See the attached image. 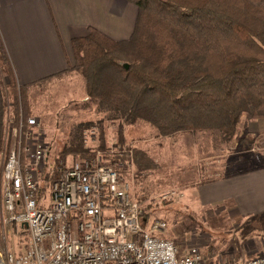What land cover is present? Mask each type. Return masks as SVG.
Returning <instances> with one entry per match:
<instances>
[{"label": "trees", "instance_id": "16d2710c", "mask_svg": "<svg viewBox=\"0 0 264 264\" xmlns=\"http://www.w3.org/2000/svg\"><path fill=\"white\" fill-rule=\"evenodd\" d=\"M126 1L137 8L130 37L116 40L89 27L71 40L73 60L64 71L82 75L87 97L102 114L99 148L106 162L131 163L129 150L106 145L104 121L117 123L121 141L125 125L144 123L164 137L209 130L229 145L243 116L246 129L264 118V0ZM49 78L19 85L0 33V151L7 112L15 121L20 112L25 120L31 116L29 95ZM93 125L74 127L61 160L94 154L83 139ZM243 142L253 146L254 140L242 137ZM119 171L124 178L127 167ZM142 211V221H148Z\"/></svg>", "mask_w": 264, "mask_h": 264}, {"label": "built area", "instance_id": "2783aa9c", "mask_svg": "<svg viewBox=\"0 0 264 264\" xmlns=\"http://www.w3.org/2000/svg\"><path fill=\"white\" fill-rule=\"evenodd\" d=\"M97 126L83 132L87 148ZM49 165L36 116L7 112L0 151V264H264L212 263L197 246L180 249L160 233L164 220L142 221L140 201L104 152ZM17 242L9 248L8 233Z\"/></svg>", "mask_w": 264, "mask_h": 264}, {"label": "rangeland", "instance_id": "374dc122", "mask_svg": "<svg viewBox=\"0 0 264 264\" xmlns=\"http://www.w3.org/2000/svg\"><path fill=\"white\" fill-rule=\"evenodd\" d=\"M49 80L34 88L27 107L33 111L31 116L39 117L49 146L50 168L60 162V152L78 123L92 121L97 126L96 136L90 141L93 148L88 149L104 152L99 148L102 114L97 113L96 105L87 97L82 75L72 70L50 80L52 83ZM258 121L264 118L251 120L252 127L246 129L243 116L229 145L222 144L220 135L209 130L178 132L164 137L152 126L138 123L124 126V141H121L117 123L104 121L102 127L103 139L112 149L128 146L126 140L133 143L134 152L129 153L130 161L133 155L132 165L121 161L115 166L127 167L124 179L130 182L142 209L149 213L148 222L158 219L167 223L161 236L174 240L182 250L197 246L216 263H241L264 254V217L242 218L218 209L198 211L189 202L190 181L185 179H202L206 169L218 175L264 163V130L252 133ZM242 137L253 138V146L248 142L240 144ZM74 159L78 158L70 155L66 161ZM180 175H184L182 179ZM16 236L14 231H9V248L17 242Z\"/></svg>", "mask_w": 264, "mask_h": 264}, {"label": "crops", "instance_id": "0c3cea01", "mask_svg": "<svg viewBox=\"0 0 264 264\" xmlns=\"http://www.w3.org/2000/svg\"><path fill=\"white\" fill-rule=\"evenodd\" d=\"M136 16V6L126 0H0V33L18 84L26 85L64 75L72 60L71 40L86 35L89 27L116 40L127 39ZM258 122L253 134L264 130V121ZM126 143L123 148L133 154V143ZM241 169L218 175L206 169L202 179H185L190 181L189 202L198 211L218 209L242 218L264 217V163ZM209 260L216 263L210 256Z\"/></svg>", "mask_w": 264, "mask_h": 264}]
</instances>
